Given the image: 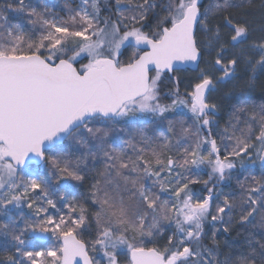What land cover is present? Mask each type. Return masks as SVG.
<instances>
[{
    "label": "snow or ice",
    "instance_id": "1",
    "mask_svg": "<svg viewBox=\"0 0 264 264\" xmlns=\"http://www.w3.org/2000/svg\"><path fill=\"white\" fill-rule=\"evenodd\" d=\"M160 6L81 0L65 19L25 0L0 5V264H101L90 253H102L104 264H121L122 254L128 264H264V238L251 233L246 252L221 259L216 227L229 233L259 218L264 228V103L241 97L219 136L230 142L221 155L210 126L218 105L208 100L241 64L255 87L264 70V0L258 19L249 11L254 0H167L163 15ZM126 44L135 51L122 60ZM82 54L88 62L77 67ZM205 57L208 67L182 94L177 73ZM162 77L174 89L163 93ZM161 124L170 135L158 134ZM257 161L259 175L247 167ZM202 166L210 168L207 180L192 172ZM237 168L247 173L238 191H218ZM89 175L92 211L54 197V185L70 192V182ZM195 184L207 196L194 193ZM85 231L93 238L83 239Z\"/></svg>",
    "mask_w": 264,
    "mask_h": 264
},
{
    "label": "trees",
    "instance_id": "2",
    "mask_svg": "<svg viewBox=\"0 0 264 264\" xmlns=\"http://www.w3.org/2000/svg\"><path fill=\"white\" fill-rule=\"evenodd\" d=\"M6 0H0V5L5 4ZM156 2L161 5L156 9V12L159 15H163V5L167 2V0H156ZM210 0H205L203 3L204 5L209 4ZM237 3L240 2V0H236ZM25 4L30 7H36L37 9H43L44 7H47L51 9V14L56 15L58 18H67L68 16V10L69 7L71 8H76L81 4V0H25ZM254 4L256 6L259 5V0H254ZM67 5V6H66ZM242 11V10H241ZM9 17V19L13 23H19L25 27V29L28 28V25L25 20L21 19L15 12L9 10L6 13ZM102 14L106 15L107 11L102 9ZM155 23V18L153 17L149 21L148 27H151ZM135 51L134 47L130 48H125L122 51L121 59L122 60H127L128 57L132 54V52ZM87 57L83 56L77 63V67H79L80 64L83 63L84 59ZM83 60V61H82ZM203 65V61L200 63V67ZM185 73L193 74L192 72L185 71ZM170 75V74H169ZM255 88L257 92L264 93V70H258L256 72V77H255ZM166 86L162 84L161 86V91H165ZM175 87V85H174ZM173 87V89H174ZM180 90V89H179ZM181 91V90H180ZM245 98H250L249 102L260 104L264 103V96L259 95L255 97H245ZM241 98L234 99L232 100L227 108L226 111L224 112L223 116L221 117L220 122L217 124L216 127L212 128L213 129V137L217 140V144L221 146V155L224 154V145L230 144L229 141H224L223 144L221 143L219 136L223 132V128L227 125V121L229 119V113L233 110L234 106H238V103ZM171 118V116H170ZM181 118L185 121V126L191 125L193 123V119L189 116H186L185 114L181 113ZM207 131V130H206ZM163 133L164 135H170V133L167 132V126L166 124H161L158 126V134ZM179 170V169H178ZM248 170L255 175H259L261 170L256 168L254 165H249ZM193 174L198 176L200 179L205 180L204 175L202 172H195L192 170ZM233 173V179L227 180V183L223 181L220 182V184L217 187L218 191L224 192V193H229V192H236L238 191L237 185H236V180L237 179H243V177L247 174L246 172H243L241 170L234 169ZM94 182L92 180V176L89 175L86 177L85 181L82 184H78L75 181H72L73 185H76L75 189L70 191V192H65L64 188L61 186H53V191H54V197L59 196L61 194L65 195L68 200H72L75 203H81L84 204L86 207L89 208L90 211L93 210V207L91 205V201L87 199L89 195V189L91 183ZM147 183H151V181H147ZM211 186V184H209ZM192 188L193 192H199V195L201 196H207V191L205 189V186L203 184H195V185H190ZM162 197L165 198V195L161 193ZM58 207L61 209L62 212L66 213L67 208L64 206V203H58ZM50 212L53 215H56L57 213L55 210H51ZM205 233L208 235L205 237L204 242L210 243L209 237L211 235L212 231V224L206 223L205 224ZM216 227L221 228V231L217 235V239L220 240L221 242V259L227 256H235L240 253L246 252L248 250L247 246V240L249 238V234L251 233L252 236L256 240H261L264 238V228L260 227L259 224V218H257L255 226L251 225H239L235 224L232 227V230L229 233H224L222 231L223 224L222 223H217ZM174 230V229H173ZM169 234V233H166ZM94 236V232H85L83 234V239L85 240H90ZM226 242V244H225ZM128 258L126 256L125 263L128 264Z\"/></svg>",
    "mask_w": 264,
    "mask_h": 264
},
{
    "label": "rangeland",
    "instance_id": "3",
    "mask_svg": "<svg viewBox=\"0 0 264 264\" xmlns=\"http://www.w3.org/2000/svg\"><path fill=\"white\" fill-rule=\"evenodd\" d=\"M204 1L205 0H203V2ZM260 2H261V0H259V4H260ZM249 11L254 14L255 18H257V19L259 18L260 9L258 6L249 9ZM258 35H259V33H256V36H258ZM200 38L203 39L202 34H201ZM130 47H132V46H129L126 44L121 49V52L125 48H130ZM83 56H85V54H82V56L78 58V61ZM256 58L258 59V56ZM208 59H209L208 57H205V60L203 61V65L199 68V70L197 72H194L193 74L185 73V71H181V72L177 73V76L179 78V89L181 90L180 92L182 94H187L188 92L192 91V87L197 82L196 77L198 76L200 69H204V68L208 67V64H207ZM87 62H88V60L86 57L84 59L83 63H87ZM213 73L215 76L222 75V72H217L215 70H213ZM250 75H251V73L246 69V67L243 64H241L237 69V76L235 79H229V80H226L224 82H221L220 84H218L217 88L215 90H213L210 95H208L209 102L215 103L218 105V111H216L215 113H213L211 115V119L213 121V124L210 126L212 128L216 127L217 124L220 122L221 117L223 116L224 112L226 111L228 104L232 100L241 98L242 96L243 97H255V96H259V95L264 96V93L257 92L255 87L251 90L248 88L247 82H248ZM162 81H163L162 84H164V86H166L165 87L166 90L163 91V93H167L169 91V89H173L174 83L171 79H165L162 77ZM163 102L164 103H171V97H166ZM179 111H180V113L185 114L186 116H189L192 118V114L187 108H182ZM172 115L173 114H169V116H172ZM206 130H207V128L203 129L202 134L204 136L208 135V132ZM205 149H210V145H205ZM254 166L256 168L260 169L259 161H257L254 164ZM193 170L195 172H199V173L202 172L205 180L208 179V173L210 172V168H208L207 166H202L199 169H193ZM43 171H46V170H43ZM231 171L233 172L234 169ZM221 182L223 183V181H221ZM224 182L227 183V180ZM70 183L72 184V182H70ZM194 193L199 195V192H194ZM163 194L165 195V198H166L167 194L166 193H163ZM23 211L25 212V214H27L29 212V210L27 208H24ZM171 230H173V229H171ZM85 232H87V231H85ZM121 251H122V253H126L127 249H122ZM90 255L95 256L96 259L99 257L101 264H104L102 253H90ZM126 256L128 258V255H125V254H122L120 256L121 264H126L125 263Z\"/></svg>",
    "mask_w": 264,
    "mask_h": 264
},
{
    "label": "water",
    "instance_id": "4",
    "mask_svg": "<svg viewBox=\"0 0 264 264\" xmlns=\"http://www.w3.org/2000/svg\"><path fill=\"white\" fill-rule=\"evenodd\" d=\"M201 63V62H200ZM199 68H200V65H199ZM199 68H196L194 65L192 64H186V65H183L182 66V71H190V72H197L199 70Z\"/></svg>",
    "mask_w": 264,
    "mask_h": 264
},
{
    "label": "flooded vegetation",
    "instance_id": "5",
    "mask_svg": "<svg viewBox=\"0 0 264 264\" xmlns=\"http://www.w3.org/2000/svg\"><path fill=\"white\" fill-rule=\"evenodd\" d=\"M97 259L99 260V257Z\"/></svg>",
    "mask_w": 264,
    "mask_h": 264
}]
</instances>
